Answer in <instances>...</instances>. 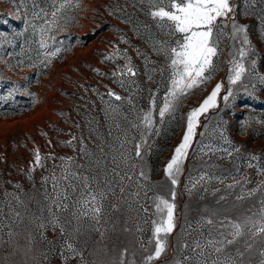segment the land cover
<instances>
[{"label": "rangeland", "instance_id": "obj_1", "mask_svg": "<svg viewBox=\"0 0 264 264\" xmlns=\"http://www.w3.org/2000/svg\"><path fill=\"white\" fill-rule=\"evenodd\" d=\"M53 2L0 0V67L30 98L20 113L0 112V264H196L202 259L197 242L204 248L208 239L220 238L219 221L242 220L264 199V174L258 171L264 170V0H230V19L218 22L227 27L214 58L216 70L163 118L159 111L171 88L170 60L154 49L163 42L175 46L177 36L157 27L147 0H78V7L60 14L59 27L47 23ZM232 19L246 27L252 49L245 59L248 71L236 84L228 80L230 61L239 59L241 46L230 39ZM42 28L49 29L44 48ZM21 60L34 67L22 68ZM129 60L135 75L125 68ZM217 84V107L199 117L173 186L165 168L183 140L188 113ZM149 112L152 127L146 128L143 117ZM64 169L89 177L92 190L106 193L98 219L72 215L80 210L74 205L83 187L79 181H72L76 193L67 190V210L53 203V176L60 191L67 184L60 179ZM125 174L131 179H121ZM172 191L176 227L161 257L147 261L154 254L151 222L159 218L155 197L173 202ZM245 240L226 253L235 257L237 249L244 251ZM248 242L253 247L244 251V264H260L264 245L259 238Z\"/></svg>", "mask_w": 264, "mask_h": 264}, {"label": "snow or ice", "instance_id": "obj_2", "mask_svg": "<svg viewBox=\"0 0 264 264\" xmlns=\"http://www.w3.org/2000/svg\"><path fill=\"white\" fill-rule=\"evenodd\" d=\"M154 10L150 12L151 17L156 21V25L168 36H177L174 41L175 46L167 45V42H163L159 49H154L158 53H163L166 58L170 60L169 67L171 68V88L168 95L165 97L163 107L159 111L161 118L165 113L170 110L173 104L181 97L186 96L191 89L210 79L209 74L216 70L214 58L219 54V43L224 36L223 28L227 25L218 23L221 20L230 19V13L234 11L230 0H147ZM78 7V0H54L53 11H51V20L47 23L51 27H59V20L62 18V14L66 9L70 7ZM39 16V14H36ZM45 16L49 13L45 12ZM231 36L233 41L239 40L240 47L237 49L236 55L239 59L233 58L230 68V75L228 77L230 84H236L241 81L242 77L246 74L248 69L245 67V59L252 51L250 47V40L247 36V29L245 26L238 25L234 19L231 20ZM49 31L48 28L41 29L40 46L46 47V42L43 36ZM4 33H0V37H3ZM59 50L52 52L50 55L55 57ZM0 59H3L0 57ZM21 67H34V65H25L24 61L18 62ZM47 63H51L48 60ZM12 68L13 65H8ZM251 67L255 68V61L251 62ZM128 73L135 75L133 68L129 63L125 65ZM221 90V85L217 84L215 89L211 92L203 103L198 108L192 109L187 116V130L183 136L182 142L176 147L174 155L167 163L165 168V174L170 180L173 186L178 184V177L182 171V165L187 157L188 149L191 147L194 136L196 135V128L199 125V117L205 114L209 109L217 107V96ZM114 95V93H109ZM232 95L229 90L228 95L224 97L225 100ZM116 100H120V96H115ZM144 124L146 128L152 127L151 112L147 113L144 117ZM223 137V133H221ZM226 143H230L226 137H224ZM135 155L141 156L140 147L136 145ZM240 149L237 148L236 151ZM231 155V153H229ZM62 160L65 158L61 157ZM252 159H257L253 156ZM35 161L37 165H40L41 156L39 150L35 153ZM251 167V165H249ZM261 174H264V170L258 169ZM119 175L118 173H116ZM144 175L143 172L140 173ZM131 179L125 174L121 179ZM61 180L67 181V184L60 191H56L60 185L53 176V191L55 193V199L53 203L60 210H67L69 205L63 201H67L70 197L67 195V190H71L73 193L78 191L76 184L72 181H79L82 184V188L79 189V199L74 201V205L79 206L78 212H73V216L86 217L91 214L92 219H98L99 214L102 211V201L106 198L104 191L92 190L89 177L80 176L74 171L64 169L60 177ZM95 179V178H93ZM201 179H204L202 176ZM222 182V181H221ZM105 183H108L105 181ZM17 187H19L17 185ZM233 187V185H229ZM261 189H264V184L261 185ZM248 193L249 196L253 195L255 191ZM124 189L121 188V192ZM47 198V197H46ZM243 195L238 196L237 199H243ZM18 199V198H17ZM175 191L171 192V200L164 198L163 196H156L154 205L156 213L159 214L158 219L152 220V237L153 239L149 243L154 241V254L147 257V261L158 259L166 251L167 237L172 234L176 227L175 209L176 204ZM223 199V197H221ZM259 209L253 211L249 209L251 215H246L242 220L234 222L233 220L225 218L219 221L217 226V233L220 238H210L205 244L204 248H201L199 242L195 247L200 249L198 255L202 257L196 261V264H244L243 257L244 251L250 252L252 250V243L248 241H255L260 239V243L264 245V199L260 201ZM143 207V206H141ZM51 211V208H49ZM144 211H147L145 208ZM19 216V213H16ZM208 225H214L212 219L206 221ZM52 224L55 227L58 224V218L52 220ZM44 225L41 224L40 227ZM215 226V225H214ZM224 229V230H221ZM61 231L63 228L61 227ZM11 236L12 234L9 233ZM247 237L244 243V251L236 250L235 257L230 253H226V248L231 245H235L238 241ZM69 249L72 246L68 245ZM186 247V245H185ZM205 248L211 249L210 252H205ZM260 255L264 257V249L260 251ZM215 257L214 259H210ZM190 259V258H188ZM176 264H183L182 261L177 260ZM260 264H264V260H261Z\"/></svg>", "mask_w": 264, "mask_h": 264}, {"label": "trees", "instance_id": "obj_3", "mask_svg": "<svg viewBox=\"0 0 264 264\" xmlns=\"http://www.w3.org/2000/svg\"><path fill=\"white\" fill-rule=\"evenodd\" d=\"M27 68V66L22 67ZM11 88H15L12 97L8 98L6 101H2L5 94ZM21 82L12 78L11 76L4 73L3 68L0 67V102H3L1 105V114L9 115L15 112H22L25 108L29 107V97L24 95L21 92Z\"/></svg>", "mask_w": 264, "mask_h": 264}]
</instances>
